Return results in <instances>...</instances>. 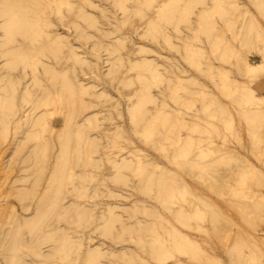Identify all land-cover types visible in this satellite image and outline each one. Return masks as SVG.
<instances>
[{"label": "rangeland", "instance_id": "rangeland-1", "mask_svg": "<svg viewBox=\"0 0 264 264\" xmlns=\"http://www.w3.org/2000/svg\"><path fill=\"white\" fill-rule=\"evenodd\" d=\"M253 1L0 0V264H264Z\"/></svg>", "mask_w": 264, "mask_h": 264}, {"label": "bare ground", "instance_id": "bare-ground-1", "mask_svg": "<svg viewBox=\"0 0 264 264\" xmlns=\"http://www.w3.org/2000/svg\"><path fill=\"white\" fill-rule=\"evenodd\" d=\"M253 1V0H252ZM253 3H254V5L256 4L255 3V1H253ZM261 66V64L259 63V64H255V65H251L250 66V68H253V69H255V68H259ZM12 84H13V82H12ZM64 129H69V124L67 123L66 124V126L64 127ZM114 209V207H112V206H108V211H111V210H113ZM98 246H95L93 249H90L88 252H87V257H88V259H93V258H95V257H97V256H99L100 254H101V251H100V249L99 248H97ZM11 252L12 253H15V248L14 247H12V249H11Z\"/></svg>", "mask_w": 264, "mask_h": 264}]
</instances>
